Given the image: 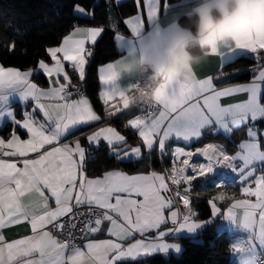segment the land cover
Instances as JSON below:
<instances>
[{
	"label": "snow or ice",
	"instance_id": "obj_1",
	"mask_svg": "<svg viewBox=\"0 0 264 264\" xmlns=\"http://www.w3.org/2000/svg\"><path fill=\"white\" fill-rule=\"evenodd\" d=\"M122 2L104 0L102 26L73 21L58 34L57 44L43 45L51 64L40 58L25 69L0 62V130L11 125L7 135H0V264H134L153 257L168 264L172 253L179 256L182 251L180 239L216 218L247 233L233 249L248 254L244 264H264V170L235 167L234 157L213 143L204 144L189 130L196 124L202 129L213 104L233 94L218 87L229 76L224 72L227 63L250 55L264 65V31L247 29L213 46L211 57L221 61L215 72L201 75L195 67L156 104L130 106L129 96L139 81L124 79L128 59L162 31H173L192 0L176 5L132 0L127 17L115 11ZM98 5L99 0L69 3L71 15L89 20L96 18ZM58 16L29 21L0 10V51L15 54L30 33L43 34L40 25L54 29ZM165 24L167 29H162ZM106 32H111L120 55L98 68L104 85L97 94L103 108L98 112L81 84ZM20 54L27 55L26 49ZM41 73L47 87L34 82ZM17 103L19 115L13 107ZM115 119L133 133L135 144L113 126ZM84 128L92 130L85 134ZM78 131L81 135L75 136ZM102 142L108 158L120 163L135 161L148 168L155 155L161 161L167 158L170 167L112 168L90 175L88 165ZM225 168L230 172L223 173ZM197 182H202L201 191L194 190ZM207 184L217 189L211 196L202 195ZM232 185L238 191H225ZM201 201L210 213L204 220L196 207ZM20 226L25 228L22 234H6Z\"/></svg>",
	"mask_w": 264,
	"mask_h": 264
},
{
	"label": "trees",
	"instance_id": "obj_2",
	"mask_svg": "<svg viewBox=\"0 0 264 264\" xmlns=\"http://www.w3.org/2000/svg\"><path fill=\"white\" fill-rule=\"evenodd\" d=\"M169 1L173 2L175 0ZM88 2H92V0H88ZM69 3L70 0H0V10L14 14L21 20L39 21L45 16L53 17L59 13L54 29H50L48 25H40L38 31L42 32V35H36L35 31L30 33L25 41L18 43L15 54L9 55L6 52L0 51V62L7 66H16L25 69L28 67H34L37 59L40 58H44L46 62H49V58L46 57V54L43 51V45L57 44L58 34L64 33L70 23L75 21V23L80 25L102 26L104 17V0H99V5L96 8V18L92 20L71 15ZM115 11L118 15L127 17L133 11L132 0H123L121 7L115 9ZM180 22H183L182 18L180 19ZM121 29L124 31L125 35L128 34L122 24ZM3 43L4 40L0 38V44ZM25 49L27 55H21V51ZM118 56L119 53L112 41V34L111 32H106L96 45L94 60L90 65L86 66V81L81 84L98 112L103 111L100 102L97 100V94L99 92L98 68L107 62L115 60ZM256 64L257 61L252 57H236L231 63H227L224 66V72L229 74V76L218 86L234 85L250 81L253 76L252 69L255 68ZM33 79L34 82L41 87L47 86L46 79L43 75H37ZM73 79L75 81L74 77ZM113 126L123 134H126L131 144L136 143L133 133L123 127L122 120L115 119L113 121ZM259 126H264V119L259 122ZM87 129L89 128H84V130ZM5 130L1 131L2 135L6 133ZM202 141L205 143L209 141L221 142L222 140L219 138L213 139L204 136ZM198 145L199 144L194 146L197 147ZM93 154L95 155L96 160L88 165L89 174L93 176L101 174L104 169L120 168L125 171H146L148 169H155L160 171L162 168L170 166V162L167 158H165L164 161H161L157 159L155 155H153L148 168H145L135 161H132L131 163H120L115 159L108 158L105 147H100L99 150H94ZM206 188L207 192H202V195L211 196L217 191L212 185H207ZM198 189V187H195L194 190L198 191ZM225 191L231 193L235 190L227 187ZM196 207L199 209L200 219H207L210 213L208 212L206 203L201 201L196 204ZM179 242L182 245V252L179 256L171 255L168 264H234L230 258L231 237L226 232H217L215 229V223L206 225L196 237L180 239ZM134 264H163V261L158 257H153L134 262Z\"/></svg>",
	"mask_w": 264,
	"mask_h": 264
},
{
	"label": "clouds",
	"instance_id": "obj_3",
	"mask_svg": "<svg viewBox=\"0 0 264 264\" xmlns=\"http://www.w3.org/2000/svg\"><path fill=\"white\" fill-rule=\"evenodd\" d=\"M182 19L128 59L123 77L144 78L129 96L130 106L156 104L188 70L209 60L213 46L247 29L264 31V0H194Z\"/></svg>",
	"mask_w": 264,
	"mask_h": 264
},
{
	"label": "crops",
	"instance_id": "obj_4",
	"mask_svg": "<svg viewBox=\"0 0 264 264\" xmlns=\"http://www.w3.org/2000/svg\"><path fill=\"white\" fill-rule=\"evenodd\" d=\"M168 2L172 5H176L179 3V0H175L173 2H170L168 0ZM193 3L194 0H192V5ZM161 19H163V14L161 15ZM86 47H91V45L87 44ZM249 57L251 56L249 55ZM117 58H119V56ZM48 63L51 64L50 59ZM220 63L221 61L217 57H210L206 63L197 67V71L201 75L213 73L216 71ZM66 71L71 72V69L67 66V63H66ZM252 74L253 76L251 80L248 82L234 84V85L218 86L220 88L228 89L233 93L232 95L229 96V98L219 101V105H226L228 107L220 108L218 104L214 103L212 107V113L207 116V122L203 124V128L201 129L200 125L196 124L190 126L189 130L195 132L198 139L201 140L204 138V136H206L207 138H213V139L219 138L222 141H225V142L209 141V142H205L204 144L213 143L217 146V148L221 149L229 156L234 157L235 167L244 168L246 171L249 169H256L258 171H261L263 170L262 166L264 164V135H261V133H264V126H259V122L264 119V107H263L264 65L257 63L255 68L252 69ZM41 75L43 74L41 73ZM124 79L134 82L137 78L135 79L124 78ZM103 88L104 85H102L99 82V91L102 90ZM237 101H245L246 103L237 105L235 103ZM13 107L15 108L16 114L19 115L21 112V105L17 103L13 105ZM28 107L31 108V104H29ZM200 119L201 121L205 120L204 117H201ZM10 127L11 125H8L4 129H2V130L6 129L5 130L6 133L4 135H7L8 128ZM2 130H0V135H2L1 134ZM91 130L92 129H87V130L83 129V132L87 134ZM80 135L81 133L79 131L75 133V136H80ZM134 138L136 140L135 136ZM72 139H74V137L72 136L68 137L69 141H71ZM100 147H105L103 142L101 143ZM197 147H199V145ZM222 171L225 174L230 172V170L227 168L223 169ZM231 175H236V173H231ZM207 185H211V184H207ZM207 185H203V186L206 187ZM195 187H198L199 188L198 191H201L202 182H197ZM229 187L233 188L235 191H238L239 186L232 185ZM32 198L33 197L31 194L26 196V199L30 200ZM213 223H215V229L217 232H226L230 235L231 237L230 258L233 261V263L244 264V260L247 258L248 254L235 252L233 249L235 246L238 245V241L241 238L247 237V233L245 232V230L231 221L221 220L219 218L214 219L209 224H213ZM201 230H199L197 234L192 235L188 238L196 237ZM24 231L25 228L23 226H20L18 228H12L6 234L8 236H13L16 235L17 233L22 234ZM97 238L102 239L106 237L99 236ZM171 255L177 256L175 253H172Z\"/></svg>",
	"mask_w": 264,
	"mask_h": 264
},
{
	"label": "built area",
	"instance_id": "obj_5",
	"mask_svg": "<svg viewBox=\"0 0 264 264\" xmlns=\"http://www.w3.org/2000/svg\"><path fill=\"white\" fill-rule=\"evenodd\" d=\"M136 81H139V83H143V81H144V78H141V77H137V79L134 81V82H136ZM81 88L83 89V87L81 86ZM84 90V89H83ZM262 169L264 170V164H263V166H262ZM246 240V238H241L239 241H238V245H241L244 241Z\"/></svg>",
	"mask_w": 264,
	"mask_h": 264
}]
</instances>
